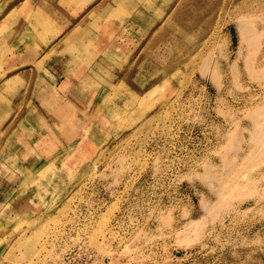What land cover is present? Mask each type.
Segmentation results:
<instances>
[{
  "label": "rangeland",
  "instance_id": "rangeland-1",
  "mask_svg": "<svg viewBox=\"0 0 264 264\" xmlns=\"http://www.w3.org/2000/svg\"><path fill=\"white\" fill-rule=\"evenodd\" d=\"M19 1L0 0V78L28 63L3 49ZM71 3L127 47L99 58L83 147L4 197L0 264H264V0ZM74 36L88 65L97 35Z\"/></svg>",
  "mask_w": 264,
  "mask_h": 264
},
{
  "label": "crops",
  "instance_id": "crops-1",
  "mask_svg": "<svg viewBox=\"0 0 264 264\" xmlns=\"http://www.w3.org/2000/svg\"><path fill=\"white\" fill-rule=\"evenodd\" d=\"M71 2L20 0L17 7L10 9L11 17L20 28L16 29L15 35L18 36L12 38V43L3 44V49H14L19 42L17 47L21 53L14 56L28 63H20L17 72L0 78V219L11 218L10 210L5 212L8 204L4 197L19 194L22 187H27L28 177L41 176L50 166L58 169V163L65 161L63 155L73 154L76 148L83 147L78 144L91 128L88 121L92 107L97 106L96 103L99 105V99L107 94L100 81L105 71L99 58L107 62L122 60V52L127 47L123 33L110 35L99 22L100 4L93 8V19L87 20L84 15L75 20V7ZM34 16L44 23L43 28L39 26V31L36 23H31ZM60 24H69L68 33L53 42L48 37L50 43L42 45V37L47 32L52 33ZM34 30L37 32L35 36L27 32ZM87 33L97 35L96 42L80 43L89 44L88 56L97 54L88 59L91 61L88 68L79 57L76 62L73 45L77 39L75 34ZM94 67L103 74L96 73ZM86 140L89 142L88 138ZM56 175L42 176V179H52Z\"/></svg>",
  "mask_w": 264,
  "mask_h": 264
},
{
  "label": "built area",
  "instance_id": "built-area-1",
  "mask_svg": "<svg viewBox=\"0 0 264 264\" xmlns=\"http://www.w3.org/2000/svg\"><path fill=\"white\" fill-rule=\"evenodd\" d=\"M85 252H83V255H84Z\"/></svg>",
  "mask_w": 264,
  "mask_h": 264
}]
</instances>
